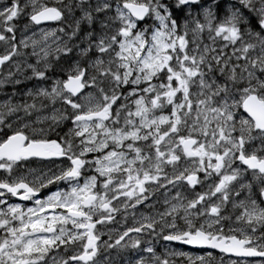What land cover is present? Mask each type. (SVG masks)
Segmentation results:
<instances>
[{"label": "snow or ice", "instance_id": "snow-or-ice-1", "mask_svg": "<svg viewBox=\"0 0 264 264\" xmlns=\"http://www.w3.org/2000/svg\"><path fill=\"white\" fill-rule=\"evenodd\" d=\"M205 247L264 264V0H0V264Z\"/></svg>", "mask_w": 264, "mask_h": 264}, {"label": "flooded vegetation", "instance_id": "flooded-vegetation-1", "mask_svg": "<svg viewBox=\"0 0 264 264\" xmlns=\"http://www.w3.org/2000/svg\"><path fill=\"white\" fill-rule=\"evenodd\" d=\"M112 227H115V225H112ZM107 230H105L106 232ZM108 237L107 235H102L101 236V240H106ZM184 247H187L191 250H194L195 252H197L198 254H200V248H194L192 249L191 247H188V246H184ZM204 251L207 252V251H211L213 253V257H214V264L215 262H218L220 261L221 259H223L225 261V263L227 264V260L229 258H234V257H231L229 254H221L219 251H217L216 249H208V248H204ZM103 250H102V256H103ZM99 258V257H98Z\"/></svg>", "mask_w": 264, "mask_h": 264}, {"label": "rangeland", "instance_id": "rangeland-1", "mask_svg": "<svg viewBox=\"0 0 264 264\" xmlns=\"http://www.w3.org/2000/svg\"><path fill=\"white\" fill-rule=\"evenodd\" d=\"M54 26V25H53ZM106 230V229H105ZM104 230V231H105ZM183 251H185V252H194V253H196V254H198L197 252H195L194 250H191V249H189V248H187V247H183V249H182ZM104 255H106V253H104L103 254V256H102V254L99 256V258H98V260L101 262V264H102V261H103V259H104ZM176 264H187V260L185 259V260H183V261H181L179 258H177V260H176ZM226 264V263H225Z\"/></svg>", "mask_w": 264, "mask_h": 264}, {"label": "water", "instance_id": "water-1", "mask_svg": "<svg viewBox=\"0 0 264 264\" xmlns=\"http://www.w3.org/2000/svg\"><path fill=\"white\" fill-rule=\"evenodd\" d=\"M188 247H191L192 249H194V248H199V247H196V246H188ZM206 248V247H205ZM217 251H219V250H217Z\"/></svg>", "mask_w": 264, "mask_h": 264}]
</instances>
